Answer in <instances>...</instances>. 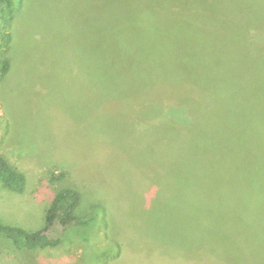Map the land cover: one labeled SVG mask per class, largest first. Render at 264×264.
I'll list each match as a JSON object with an SVG mask.
<instances>
[{
	"label": "rangeland",
	"instance_id": "obj_1",
	"mask_svg": "<svg viewBox=\"0 0 264 264\" xmlns=\"http://www.w3.org/2000/svg\"><path fill=\"white\" fill-rule=\"evenodd\" d=\"M218 5L195 17L210 20ZM116 9V0H24L16 13L0 78V154L25 183L21 192L0 183V221L42 229L54 195L72 187L88 224L36 249L0 233V264H264V83L243 84L226 24L174 22L148 36L171 83L105 72L100 47L115 54ZM159 99L170 131L150 110Z\"/></svg>",
	"mask_w": 264,
	"mask_h": 264
},
{
	"label": "trees",
	"instance_id": "obj_2",
	"mask_svg": "<svg viewBox=\"0 0 264 264\" xmlns=\"http://www.w3.org/2000/svg\"><path fill=\"white\" fill-rule=\"evenodd\" d=\"M23 3L24 0H0V78L9 71L11 66L7 53L11 41L14 39L16 13L21 9ZM116 3L117 9L114 19L120 27L117 28V41L113 42L115 54L108 56V42L103 41L102 48L100 47L103 71L111 72V74L112 71L110 70L112 69H117L118 72L131 69L145 72L148 87L160 82L171 83L169 80H162L159 65L147 45L148 36H154L157 30L164 27L171 28L174 22L176 24L179 22L184 25L187 24L190 28L195 25L196 27L217 28L219 24H226V28H228L224 37L228 47L233 50L230 55L239 56V66L245 68L244 75L241 76L243 84L255 87L260 85V82L264 83V0H186L183 2H172L171 0H116ZM173 3L184 5H174ZM207 3L219 5L211 9L210 20L201 22L200 18L195 17L194 11L197 9L196 7ZM218 10L221 14L214 15L213 13ZM226 16L228 19L214 21L215 19L221 20ZM190 32L189 29L187 40L191 39ZM234 38L242 41V43H239L241 44L240 50L239 47L234 46ZM107 76H110V74H107ZM233 82L235 81L230 83ZM106 88L110 94L113 92L110 87ZM203 88L199 90H211L210 88ZM237 91L232 92L227 98L236 100ZM240 92L245 93L244 90ZM251 93H254V91H251ZM105 98L111 99L112 96H106ZM163 103L165 102L163 100L160 102L159 99L157 104L150 110H154L155 115L159 114V117L161 116V120L156 122L159 126L158 129L170 131L168 128L172 124L170 116H167V111L161 113ZM176 127H179L177 123L174 124V128ZM151 128L156 127L151 124ZM180 129L182 132L185 131L187 124L181 126ZM0 183L18 192L24 189L25 183L24 174L12 165L3 154H0ZM80 202L81 192L79 190L72 187H63L54 195L50 206L47 208L46 222L42 229L29 232L21 227L11 226L0 221V233L6 234L19 248L36 249L54 246L59 242V238L54 236H59V233L63 232L65 228L88 224L87 219H83L76 213ZM186 261L189 263V261L196 260L186 259Z\"/></svg>",
	"mask_w": 264,
	"mask_h": 264
},
{
	"label": "crops",
	"instance_id": "obj_3",
	"mask_svg": "<svg viewBox=\"0 0 264 264\" xmlns=\"http://www.w3.org/2000/svg\"><path fill=\"white\" fill-rule=\"evenodd\" d=\"M188 263V261H186V263L185 264H187ZM176 264H180V262H177ZM188 264H196V261H189V263Z\"/></svg>",
	"mask_w": 264,
	"mask_h": 264
}]
</instances>
